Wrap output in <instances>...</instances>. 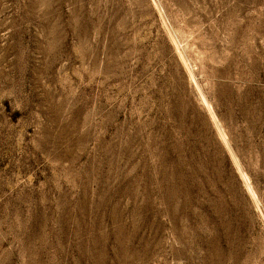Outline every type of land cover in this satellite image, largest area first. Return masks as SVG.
Listing matches in <instances>:
<instances>
[{"label":"rangeland","instance_id":"374dc122","mask_svg":"<svg viewBox=\"0 0 264 264\" xmlns=\"http://www.w3.org/2000/svg\"><path fill=\"white\" fill-rule=\"evenodd\" d=\"M0 264H264V0H0Z\"/></svg>","mask_w":264,"mask_h":264}]
</instances>
